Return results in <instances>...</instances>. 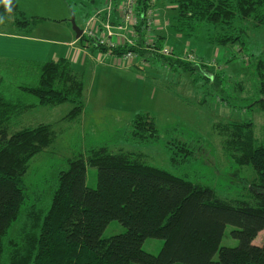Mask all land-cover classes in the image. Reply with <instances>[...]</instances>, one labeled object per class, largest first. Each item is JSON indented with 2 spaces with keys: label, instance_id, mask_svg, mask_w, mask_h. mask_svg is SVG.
Wrapping results in <instances>:
<instances>
[{
  "label": "trees",
  "instance_id": "obj_1",
  "mask_svg": "<svg viewBox=\"0 0 264 264\" xmlns=\"http://www.w3.org/2000/svg\"><path fill=\"white\" fill-rule=\"evenodd\" d=\"M142 11L151 7L150 0H138ZM170 26L176 32L189 30L199 21L213 24H236L235 34L212 37L218 44L242 41L245 21L264 26V0H174ZM13 15L16 30L29 34L38 17L21 10L17 0H0V18ZM144 21H141L140 34ZM161 47L165 35L156 34ZM137 47L96 46L84 34L78 42L94 45L103 52L121 56L128 50L146 55L145 36L139 35ZM85 45V44H84ZM86 46V45H85ZM179 54L162 56L166 62L185 70H209L206 65L179 59ZM160 57L158 55L152 57ZM178 57V58H177ZM39 82L23 89L36 102L0 96V264L4 237L20 216L25 201L23 177L33 156L56 139L52 124L24 127L12 134L10 126L24 112L38 105L73 104L65 119L74 120L85 106L84 78L61 57L41 66ZM211 72V70H210ZM207 74L209 72H206ZM259 100L264 111V61L258 65ZM221 80L216 75L215 81ZM2 76L0 75V84ZM131 137L138 142L158 139L154 114H135ZM231 124V126H230ZM228 132L224 146L239 165H251L258 173L253 183L255 202L227 200L216 190L192 182L171 171L148 163L140 153L112 152L106 146L93 147L68 159V168L58 174L51 206L45 212L35 205L27 209L16 236L7 241L8 264H264V242L253 243L264 230V141L257 143L252 121L219 124ZM191 152V150H187ZM176 160V159H174ZM98 168L97 188L86 183L87 167ZM117 219L126 231L109 238L102 237L111 220ZM228 224L240 243L221 246ZM148 237L163 238L157 255L143 250ZM218 254V258L214 256Z\"/></svg>",
  "mask_w": 264,
  "mask_h": 264
},
{
  "label": "rangeland",
  "instance_id": "obj_2",
  "mask_svg": "<svg viewBox=\"0 0 264 264\" xmlns=\"http://www.w3.org/2000/svg\"><path fill=\"white\" fill-rule=\"evenodd\" d=\"M122 1L124 0H114L115 7ZM150 1L155 15L154 30L155 27L162 26L164 19L168 20L174 14V0ZM108 2L109 0H19L21 10L39 18L35 27L28 31L38 38V41L29 42L30 53L39 55L46 61L58 58L60 49L68 50L64 44L65 39L71 35L76 36L72 17L83 28ZM13 20V15L1 18L0 31L14 32L17 27ZM113 20H119L118 11L114 13ZM236 24L242 23L237 20L231 28L227 24L199 21L191 24L189 30L181 32L173 30L170 22L164 25L171 31L170 35H166L162 46L179 54L178 57L192 53L199 66L206 64L210 68L208 71H191L181 66H172L173 64H168L161 58L164 56L162 53L146 50V55H140L139 49L136 51L139 56L131 61H121V57L116 56V63L109 62L108 68L103 67L104 71H98L94 87L91 86L92 80L89 77L91 67L87 66L84 79L85 85L87 84L86 124H81V120L65 119L73 107L71 102L39 105L37 111L32 109L14 121L9 128L10 134L24 127L46 123L53 125L56 139L32 157L24 174L23 187L27 195L19 218L3 239L1 264H8L7 241L16 236L27 209L35 205L46 212L58 186V174L68 168V159L79 153H87L93 147L106 146L112 152L140 153L154 166L192 182L213 187L221 198L255 202L253 183L258 178V173L251 165H239L233 161L224 146L228 132L221 133L217 129L219 124L226 125L234 120L252 121L257 143L264 141V111L259 101L255 102L261 98L257 75L260 61H264V26H255L251 21H245L242 41L227 44L212 41V37L219 34H235ZM94 26L97 27V24ZM121 38L124 44L137 47V44L128 43L126 35ZM0 43L8 47L12 45L7 47L11 50L16 41ZM84 44L87 45V42ZM84 44L77 42L76 46L84 49ZM155 45L160 48L156 41ZM155 53L160 57H152ZM143 56L150 58L146 60ZM4 60L14 62L0 66V96L36 102L37 98L23 88L38 84L42 60L23 63L16 59ZM218 74L221 80L215 81ZM145 111L155 115L159 129L158 139L138 142L131 137L133 121L135 114ZM86 180L89 187L97 188V167H87ZM236 228L231 224L226 226L220 244L222 247L239 245V239L233 235ZM125 231L126 227L114 219L108 223L102 237L109 238ZM263 242L264 230L258 233L253 243L262 245ZM163 244V238L148 237L142 248L157 255ZM217 258L218 254L214 256V259Z\"/></svg>",
  "mask_w": 264,
  "mask_h": 264
},
{
  "label": "crops",
  "instance_id": "obj_3",
  "mask_svg": "<svg viewBox=\"0 0 264 264\" xmlns=\"http://www.w3.org/2000/svg\"><path fill=\"white\" fill-rule=\"evenodd\" d=\"M17 1L19 4V0H17ZM19 7H20V4H19ZM28 15H30V14H28ZM5 16H3V17H5ZM3 17H1V18H3ZM13 18H14V16H13ZM115 19H117V17H115ZM162 22H163V24L161 27H158V28L155 27L154 30L151 28L152 31H150V32H146L145 30L142 29V31H140V33H143L145 37L149 36L150 37L149 39H152V40L157 38L156 34H158V33H160V35L161 34L165 35V38H167L166 35H170V31H171L168 28V26H167V28H165V26L169 22V19L168 20L164 19V21H162ZM13 23H14V20H13ZM138 33H139V31H138ZM123 35H126L127 37H132L130 35V33H127V32L123 33ZM114 39H117V38H114ZM7 40H13V41H16V43H13L14 49H11V50H8V48H10L12 45H9V47H8V45L0 43V66H6V63L8 65L9 64L11 65L14 62L13 60H4V59H16L20 63L28 62L29 60H31V62H34V60H39V61L42 60V64H43V63L48 61V60L46 61L43 57H41L39 55L31 54L29 51L30 50L29 42L30 41H38V38L36 36H32L30 34L18 33L16 28H15L14 32H12V31L11 32L0 31V42H5ZM120 40H122V39H120ZM77 42H78V39L76 36L75 37L73 35H71L70 37L68 36V38L65 39V41H64V44L68 47V50L60 49L59 57L56 59L55 58L51 59V60H57L61 57H65V58L69 59L72 63V67L74 68V70H76L84 79H85V75H86L87 66L89 65L91 67V73L89 76L90 79L92 80L91 86L93 85L92 87H94L96 82H97V80H96L97 72L100 70L104 71L103 67L108 68L110 63H113V64L116 63V59H115L116 56L117 57H120V56H118L112 52H103L91 44L86 45L84 47V49H80L76 46ZM55 54L57 55V53H55ZM2 56H4V58H2ZM143 58L146 59V58H150V57L143 56ZM120 60H121V58H120ZM84 81H86V80H84ZM85 86L87 89V84ZM87 102H89V101H87ZM42 106H44V105H42ZM32 109H34V110H32ZM38 109H39V105L31 108L30 110H28L26 112H24V114L31 111V110L37 111ZM86 109L87 108H86V103H85V106H84L82 113L80 114V116L78 118H76L74 120H81V124H86V120H85Z\"/></svg>",
  "mask_w": 264,
  "mask_h": 264
},
{
  "label": "built area",
  "instance_id": "obj_4",
  "mask_svg": "<svg viewBox=\"0 0 264 264\" xmlns=\"http://www.w3.org/2000/svg\"><path fill=\"white\" fill-rule=\"evenodd\" d=\"M118 11L119 20L114 21V13ZM154 11L149 8L145 12L139 11V3L137 0H124L121 4L115 7L114 0H109L108 4L103 7L95 14L83 27V34L87 36L88 39L92 40L97 46H108L116 47L120 44H124V40L121 38L123 33H130L132 37H128L126 40L130 45H136L139 39V33L137 31L140 22L143 20L144 25L142 29L146 32H150L153 28L155 18ZM97 24V27L94 25ZM117 39H114V38ZM122 40H119V39ZM150 37H145L144 48L147 50H153L158 53H162L166 56H171L173 52L165 45L157 48L155 45V39H149ZM176 55V54H175ZM139 56L135 51L128 50L121 54V60L131 61L133 58ZM178 56V55H177ZM188 61H196L194 55L185 54L180 55Z\"/></svg>",
  "mask_w": 264,
  "mask_h": 264
},
{
  "label": "water",
  "instance_id": "obj_5",
  "mask_svg": "<svg viewBox=\"0 0 264 264\" xmlns=\"http://www.w3.org/2000/svg\"><path fill=\"white\" fill-rule=\"evenodd\" d=\"M72 22H73V28L76 32V37L81 38L83 35V32H84L83 28H81L80 26L77 25L74 16L72 17Z\"/></svg>",
  "mask_w": 264,
  "mask_h": 264
},
{
  "label": "clouds",
  "instance_id": "obj_6",
  "mask_svg": "<svg viewBox=\"0 0 264 264\" xmlns=\"http://www.w3.org/2000/svg\"><path fill=\"white\" fill-rule=\"evenodd\" d=\"M137 1H138V0H137ZM150 2H151V1H150ZM138 3H139V2H138ZM151 3H152V2H151ZM149 8H151V9L153 10V8H152V4H151V7H148L147 9H149ZM147 9H146V10H147ZM139 11H141V12H145V10L142 11L141 9H139ZM153 11H154V10H153ZM140 23H141V22H140ZM143 25H144V24H143ZM143 25H142V26H143ZM138 28H139V26H138ZM138 28H137V31H138ZM141 31H142V28H141ZM140 34H141V33H140ZM140 34H139V35H140ZM182 59H183V58H182ZM184 60H185V59H184Z\"/></svg>",
  "mask_w": 264,
  "mask_h": 264
}]
</instances>
